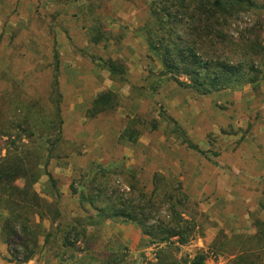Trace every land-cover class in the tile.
Masks as SVG:
<instances>
[{
  "label": "rangeland",
  "instance_id": "374dc122",
  "mask_svg": "<svg viewBox=\"0 0 264 264\" xmlns=\"http://www.w3.org/2000/svg\"><path fill=\"white\" fill-rule=\"evenodd\" d=\"M256 1L258 6L239 13L227 33L237 38L247 30L258 32L264 48V0ZM154 3L160 0H0V147L6 134L29 142L15 127L38 122L24 123L22 105L44 117L58 94L62 142L40 168L55 180L62 222L86 215L79 193L88 195L91 188L106 187L131 199L143 194L159 205L161 190L178 182L189 202L187 210L177 206L176 212L185 214L193 232L188 243L170 245L177 264L196 252L205 254L206 264H230L252 250L264 264V246L254 239L257 223L264 221V75L208 94L191 87L183 73L175 77L188 85L175 82L162 56L165 44L174 47L167 36L173 24L159 29L158 36L146 31L159 28ZM198 50L205 57L211 51L208 44ZM260 57L264 69V50ZM109 62L116 65L115 74ZM96 99L113 107L92 115ZM173 121L205 155L186 146L173 132ZM154 175L164 180L151 194ZM51 187L46 175L34 184L42 197ZM160 209L165 216L166 206ZM85 227V243L40 245L25 263L13 259L0 235V264H68L65 257L87 254L86 264L156 260L159 246H143L142 230L132 222L96 217Z\"/></svg>",
  "mask_w": 264,
  "mask_h": 264
},
{
  "label": "trees",
  "instance_id": "16d2710c",
  "mask_svg": "<svg viewBox=\"0 0 264 264\" xmlns=\"http://www.w3.org/2000/svg\"><path fill=\"white\" fill-rule=\"evenodd\" d=\"M257 6L256 0H160V3L152 6V15L159 28L146 31L149 35L158 36L159 29L173 24V27L168 28L167 36H172L174 47L165 44L162 53L164 67L172 74L175 82L188 85L175 77V74L183 73L188 77L191 87L202 94H208L218 88H227L232 83L251 84L258 80L259 75L263 77L260 56L264 48L261 46L260 34L247 30L233 38L227 33L239 13ZM164 38L165 36L157 39L163 41ZM149 44L153 50L158 49L154 42ZM205 44L211 49L210 53H205L206 57L198 50L200 45ZM115 66L109 62L111 74H115ZM107 96L112 98L113 95H105L109 103ZM57 97L58 94L55 99L50 100V113L44 117L36 112L31 113L27 105L24 108L23 105L19 107L20 113L22 109L25 113L24 123L28 118H34L41 126L36 129V121L28 128H23L22 123H18L15 130L21 132L29 142L24 143L20 137L13 140L15 138L12 135L6 134L8 141L5 146L0 147V235L13 259L22 263L28 262L40 245L51 246L57 240L61 241L63 247H72L81 240L85 243L88 239L85 225L94 224L96 217H119L141 228L143 246H159L155 253L156 260L147 261L146 264H177L176 257L168 249L172 243H188L190 232H193L191 223L184 217L185 214L176 212L177 206H183L187 210L185 204L189 202L178 182L174 188L161 190L162 193L157 195L160 199L159 205L151 198L146 199L142 193L139 198L131 199L122 194L118 195L116 190L109 192L106 187L91 188L92 192L88 195L79 193L80 209L86 215L62 222L59 203L61 195L56 189L55 180L50 173L40 168L43 157L55 156L53 153L62 142L63 122ZM108 103L103 99H96L93 102L92 115L113 107ZM173 124V132L179 133L178 136L183 138L188 148L205 155L204 151L186 138L184 130L176 122L173 121ZM33 137L38 139V144L32 140ZM42 175H46L52 183L51 191L46 197L40 196L34 190V184ZM161 180H164L163 176L154 175L155 189L151 194L157 192L158 182ZM19 182L22 184L19 185ZM85 202L95 215L87 213L89 209L84 206ZM98 203L103 205H97ZM162 206H166L165 216L159 215ZM45 220L50 222L48 229L42 227ZM83 221L87 223L82 225ZM254 239L256 245L264 246V221L257 223ZM87 256L88 254L77 258L69 255L64 258V262L86 264L84 258ZM254 257L253 250L242 251L230 264H260ZM205 258L204 253L196 252L185 263L206 264Z\"/></svg>",
  "mask_w": 264,
  "mask_h": 264
}]
</instances>
